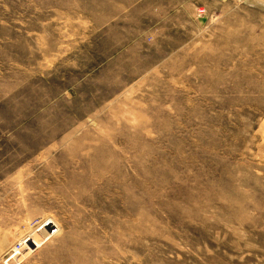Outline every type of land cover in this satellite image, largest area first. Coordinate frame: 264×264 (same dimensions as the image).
Here are the masks:
<instances>
[{
  "label": "rangeland",
  "instance_id": "obj_1",
  "mask_svg": "<svg viewBox=\"0 0 264 264\" xmlns=\"http://www.w3.org/2000/svg\"><path fill=\"white\" fill-rule=\"evenodd\" d=\"M263 2L0 0V264H264Z\"/></svg>",
  "mask_w": 264,
  "mask_h": 264
},
{
  "label": "bare ground",
  "instance_id": "obj_2",
  "mask_svg": "<svg viewBox=\"0 0 264 264\" xmlns=\"http://www.w3.org/2000/svg\"><path fill=\"white\" fill-rule=\"evenodd\" d=\"M248 1H251V0H248ZM258 1V0H257ZM260 1V0H259ZM253 2H255V1H253ZM256 3V2H255ZM262 4H264V2L262 3ZM47 222H50L49 220H46V221H44L42 224L44 225V224H46ZM55 225H56V228L57 229H59L60 227H59V225L58 224H56L55 222H53ZM40 225V224H39ZM43 225H40V227L41 226H43ZM48 225V224H47ZM46 225V227H44V229L41 231V233L40 234H36V237L34 238V240L35 241H37L38 242V244H39V247L41 246V243H42V239H43V237H44V234H46V232L48 233V230L51 228V227H53L52 225H50V223H49V226H47ZM40 227H38V228H36V230H34V231H31L29 234H27L26 236L24 235V237H22V236H20V237H22V238H20L16 243H19V242H21V241H24V240H26V239H29V240H31L32 238H33V236H34V234L37 232V230L40 228ZM54 228V227H53ZM50 232H52L51 231V229H50ZM8 235V234H7ZM48 235V234H47ZM13 237H14V235H13ZM32 237V238H31ZM8 238V237H7ZM47 237H45V239H46ZM10 239V238H9ZM12 241H14L13 239L11 240V242ZM16 243L15 242H12V243H10V245H12L13 247L16 245ZM28 243H30L29 241H28ZM34 244V243H33ZM28 245H30V244H25L23 247H24V250H23V252L24 253H28V249H30V247H31V249H30V251L31 252H33L34 250H32V248H34V246H32V245H30V246H28ZM29 251V252H30Z\"/></svg>",
  "mask_w": 264,
  "mask_h": 264
}]
</instances>
